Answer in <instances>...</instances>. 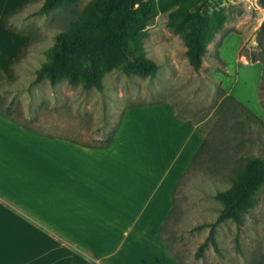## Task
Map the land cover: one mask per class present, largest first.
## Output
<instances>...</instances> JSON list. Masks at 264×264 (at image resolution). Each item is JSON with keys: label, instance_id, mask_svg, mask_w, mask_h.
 <instances>
[{"label": "rangeland", "instance_id": "obj_1", "mask_svg": "<svg viewBox=\"0 0 264 264\" xmlns=\"http://www.w3.org/2000/svg\"><path fill=\"white\" fill-rule=\"evenodd\" d=\"M88 1L41 14L37 10L43 0H29L10 19L16 30L28 32L30 42L12 81L0 87L1 112L53 138L103 150L126 107L170 101L180 119L196 124L203 144L177 179L174 217L164 226L166 246L183 264H264V186L239 223L227 219L217 225L219 252L207 243L202 256L196 257L209 231L208 226L196 227L213 222L222 207L214 194L228 189L249 160L264 156V0L208 1L202 11L209 26L214 15L221 26L197 71L188 63L182 37L167 26L165 10L147 24L143 40L145 55L158 64L153 78L114 69L104 74L101 91L65 80L31 86L34 70L45 60L44 50ZM21 2L5 0L4 12L18 11ZM243 58L254 64L239 63ZM132 144L123 139L111 155L129 156ZM97 156L107 160L104 152ZM101 169H106L104 164Z\"/></svg>", "mask_w": 264, "mask_h": 264}, {"label": "crops", "instance_id": "obj_2", "mask_svg": "<svg viewBox=\"0 0 264 264\" xmlns=\"http://www.w3.org/2000/svg\"><path fill=\"white\" fill-rule=\"evenodd\" d=\"M4 5L0 83L12 81L11 65L30 42L8 27ZM125 138L132 154L118 159L111 154ZM201 144L196 124L164 100L126 107L103 150L0 111V264H183L166 246L164 226L174 217L177 179ZM103 152L107 160L97 156Z\"/></svg>", "mask_w": 264, "mask_h": 264}, {"label": "trees", "instance_id": "obj_3", "mask_svg": "<svg viewBox=\"0 0 264 264\" xmlns=\"http://www.w3.org/2000/svg\"><path fill=\"white\" fill-rule=\"evenodd\" d=\"M78 1L43 0L37 13L48 14L56 8H72ZM208 1L89 0L77 16L55 34L53 44L44 50L45 60L34 70V77L29 84L33 86L47 80L54 86L65 80L70 85L80 84L84 90L95 88L101 91L104 87V74L114 69L125 75L153 78L158 64L145 55L143 40L148 36L147 24L157 12L165 10H169L167 26L182 37L188 63L197 71L202 66L207 44L221 26L217 15L212 18L213 26H209L202 11ZM23 7L7 17V25L13 30L16 29L10 19ZM25 52L11 65L13 73ZM8 83H0V87ZM5 92L8 93L7 90ZM116 129L104 146L110 144ZM202 144L193 160L199 154ZM261 186H264V156L249 160L231 178L228 189L214 194L222 207L213 222L196 227H209L207 236L197 248V258L202 256L207 243L213 246L215 252H219L214 238L215 228L227 219L239 223Z\"/></svg>", "mask_w": 264, "mask_h": 264}]
</instances>
